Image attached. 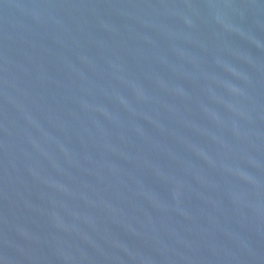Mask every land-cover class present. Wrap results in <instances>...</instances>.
<instances>
[{
	"label": "water",
	"instance_id": "95a60500",
	"mask_svg": "<svg viewBox=\"0 0 264 264\" xmlns=\"http://www.w3.org/2000/svg\"><path fill=\"white\" fill-rule=\"evenodd\" d=\"M0 264H264V0H0Z\"/></svg>",
	"mask_w": 264,
	"mask_h": 264
}]
</instances>
